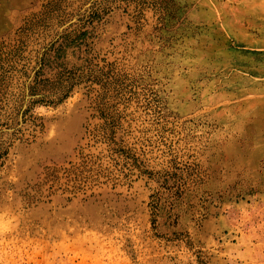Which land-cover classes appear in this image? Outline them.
I'll list each match as a JSON object with an SVG mask.
<instances>
[{
	"label": "rangeland",
	"instance_id": "374dc122",
	"mask_svg": "<svg viewBox=\"0 0 264 264\" xmlns=\"http://www.w3.org/2000/svg\"><path fill=\"white\" fill-rule=\"evenodd\" d=\"M0 264H264V0H0Z\"/></svg>",
	"mask_w": 264,
	"mask_h": 264
}]
</instances>
